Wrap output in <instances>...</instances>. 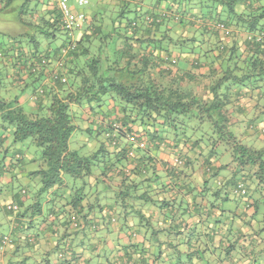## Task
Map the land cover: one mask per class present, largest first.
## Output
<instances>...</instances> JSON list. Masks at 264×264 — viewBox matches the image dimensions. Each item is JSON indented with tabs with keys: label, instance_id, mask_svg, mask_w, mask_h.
Returning a JSON list of instances; mask_svg holds the SVG:
<instances>
[{
	"label": "trees",
	"instance_id": "16d2710c",
	"mask_svg": "<svg viewBox=\"0 0 264 264\" xmlns=\"http://www.w3.org/2000/svg\"><path fill=\"white\" fill-rule=\"evenodd\" d=\"M86 5L0 0L5 263L264 264V0Z\"/></svg>",
	"mask_w": 264,
	"mask_h": 264
},
{
	"label": "built area",
	"instance_id": "2783aa9c",
	"mask_svg": "<svg viewBox=\"0 0 264 264\" xmlns=\"http://www.w3.org/2000/svg\"><path fill=\"white\" fill-rule=\"evenodd\" d=\"M58 7L62 12L63 21L69 26L81 27L83 24V14H73L68 5L69 0H57ZM88 0H78L79 4H86Z\"/></svg>",
	"mask_w": 264,
	"mask_h": 264
},
{
	"label": "rangeland",
	"instance_id": "374dc122",
	"mask_svg": "<svg viewBox=\"0 0 264 264\" xmlns=\"http://www.w3.org/2000/svg\"><path fill=\"white\" fill-rule=\"evenodd\" d=\"M72 1L75 2V7H76V8H74V10H73V8H71V11H72V12H75V13H74L75 15H77L79 12H84V11H85L86 13H89V12L92 13L91 8L89 9L88 6H87L86 4H84V5L79 4L77 0H69V2H68L69 7H72V6H71V4H73ZM200 38H201V37L199 36V39H200ZM12 93H13V92H12ZM28 108H29V106H27V105L24 106V109H25V111H27V112H28V110H29ZM9 142H10V139H9ZM6 144H8V143H6ZM33 149H35V147H33V146L29 147L28 152H29V153H32V152H33ZM225 157L228 158L227 156H225ZM31 167H34V164H31ZM108 238H109V237H108ZM25 251H26V253H28V254L30 255L29 250L26 249ZM21 256H22V254H18V256H17V258L19 259V261H20ZM17 264H19V263H17ZM29 264H35V263L33 262V260H31Z\"/></svg>",
	"mask_w": 264,
	"mask_h": 264
},
{
	"label": "crops",
	"instance_id": "0c3cea01",
	"mask_svg": "<svg viewBox=\"0 0 264 264\" xmlns=\"http://www.w3.org/2000/svg\"><path fill=\"white\" fill-rule=\"evenodd\" d=\"M72 3H73V4H71L72 7H70V8H73V10H74V8H76V7H75V2L72 1ZM79 13H83V12H79ZM80 33H82V31H75V32H74V34H75L76 36L79 35ZM204 48H205V47H204ZM178 66H179V63H178ZM26 98H28V94H24V95H23V100H25ZM15 255H16V254H15ZM5 259H6L5 253L2 252V251H0V264H6V263H5V262H6ZM53 262H54V264H62L61 261L58 262L57 259H54Z\"/></svg>",
	"mask_w": 264,
	"mask_h": 264
}]
</instances>
